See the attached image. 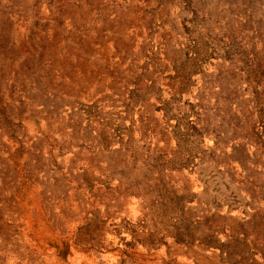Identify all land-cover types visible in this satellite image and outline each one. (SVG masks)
I'll return each instance as SVG.
<instances>
[{"label":"rangeland","instance_id":"rangeland-1","mask_svg":"<svg viewBox=\"0 0 264 264\" xmlns=\"http://www.w3.org/2000/svg\"><path fill=\"white\" fill-rule=\"evenodd\" d=\"M0 264H264V0H0Z\"/></svg>","mask_w":264,"mask_h":264}]
</instances>
